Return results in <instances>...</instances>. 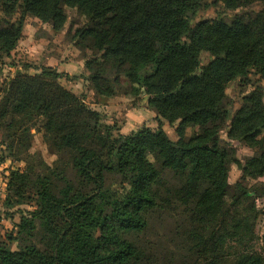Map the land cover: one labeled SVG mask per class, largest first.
Returning a JSON list of instances; mask_svg holds the SVG:
<instances>
[{
	"label": "trees",
	"instance_id": "16d2710c",
	"mask_svg": "<svg viewBox=\"0 0 264 264\" xmlns=\"http://www.w3.org/2000/svg\"><path fill=\"white\" fill-rule=\"evenodd\" d=\"M258 2L264 0H213L212 6L236 12L226 21L221 16L195 20L207 8L205 0H0V63L16 49L26 17L60 31L67 21L65 9H74L85 19L76 32L90 51L84 63L89 88L109 98L124 78L133 95L145 98L156 123L114 135L112 126L100 122V113L59 83L65 75L52 67H40L34 75L16 71L4 81L0 129L11 132L10 156L15 137H23L24 151L30 133L15 117L27 124L42 118L43 136L55 150L71 155L81 187L75 190L61 175L55 193L47 175L32 179L20 169L10 170L5 207L32 198L35 208L20 212L16 232L7 241L0 236V264L143 263L122 234L143 229L148 211L159 204L161 175L150 155L180 179L178 188L166 192L180 205H192L195 228L189 241L194 248L204 243L205 264H223L230 242L243 250L225 264H264V227L257 251L250 247L251 238L240 235L249 214L264 216L255 204L264 195L263 188L257 190L264 178V91L254 87L243 94L236 109L226 93L229 83L247 85L250 75L264 80V5L240 12ZM202 52L211 57L205 65H200ZM164 123L174 128L175 140ZM232 141L254 154L242 162ZM231 157L241 172L233 187L226 166ZM112 174L128 186L122 196L104 187ZM245 180L252 185H244ZM227 198L244 206L246 215L233 214ZM8 241L19 243V249H9Z\"/></svg>",
	"mask_w": 264,
	"mask_h": 264
},
{
	"label": "rangeland",
	"instance_id": "374dc122",
	"mask_svg": "<svg viewBox=\"0 0 264 264\" xmlns=\"http://www.w3.org/2000/svg\"><path fill=\"white\" fill-rule=\"evenodd\" d=\"M205 1L208 5L207 8L200 10L196 14L195 20L221 16L229 21L236 13L224 10L220 5L212 6L211 2L213 0ZM263 5V2H258L240 10V12L257 11ZM65 12L67 21L60 31L50 29L36 18L26 17L22 37L16 49L11 53L10 58H5L0 63V89L2 83L12 78L16 71L34 75L38 73L40 67L48 66L65 75L59 79V83L82 97L89 108L100 113L102 116L100 122L112 126L114 135H119L122 132L128 134L143 125H156L150 117L151 112L146 106L145 98L141 94L140 96L133 95L129 89V84L124 78H121L120 82L122 84L116 89L117 94L109 98L106 97V99L95 94L89 88V84L85 81L87 72L84 63L89 58L90 51L78 42L76 32L77 29L83 26L85 19L78 15L74 9L66 8ZM199 59L200 65H205L211 57L208 52H202ZM65 70L68 71V74L64 72ZM254 87H261L264 91V80L259 81L258 76L250 75L247 85L237 81L228 84L226 93L233 101V109L238 107L240 97L249 93ZM126 90L127 92L124 93ZM15 119L19 126L28 125L30 133L28 147L24 151H21L20 148L23 137L19 140L18 136L15 137L10 156V151L6 147L12 143V139H10L11 132L5 130L4 127L0 129V216L2 217L0 236L4 241H7L5 239L7 235L15 234L16 225L20 221V212L26 211L27 213L35 208L32 198L24 199L21 204L11 209L5 207L6 183L10 170L20 169L31 174L32 179H35L36 175H47L53 182L55 193L62 186L59 178L61 175L70 182L75 190H79L81 187L80 178L71 164V155L64 151L55 150L52 142L43 136L42 118H35L28 124L20 116H16ZM163 128L170 139H176L173 127L164 123ZM192 132L193 129L191 128L186 130L188 136ZM222 137H225L224 133H222ZM234 148L237 149L236 157L241 161L254 154L252 150L244 149L241 145ZM149 160L161 175V180L156 186V189L160 192L158 193L160 196L159 204L148 211L145 217L146 226L143 229L124 233L122 237L131 242L139 251L143 261L141 264H205L204 255L202 254L204 243L202 245L199 243L194 248V245L189 241L191 239L189 233L195 228V224L192 223L189 216V208L192 205L182 206L179 202H176V199L170 198V193L166 192V190L173 191L178 188L181 185L180 179L172 172L163 169L154 155H150ZM226 166L228 169V182L233 187L240 179V171L233 163V157L229 158V161L227 160ZM242 182L247 187L252 185L247 180ZM258 183L257 190L259 193L262 188L264 189V178H261ZM104 187L114 196H122L128 189V186L123 183L122 178L117 174L109 175L105 180ZM233 191L234 193H240L236 189ZM27 194L33 196V192ZM256 199L260 203L259 208L264 209V195ZM226 201L230 205L233 214L246 215L243 211L244 206L232 204L229 198ZM7 213H11L12 217L8 218ZM263 227V215L254 217L253 214H249L240 229L242 239L251 238L250 247L256 251L260 247L257 239L262 235ZM33 242L36 243L38 248H44L38 240ZM249 244H246L247 247H249ZM8 248L18 250L19 243L8 241ZM242 250L243 248L236 243H227L224 249L226 258H223L221 262L223 264L230 263L234 254Z\"/></svg>",
	"mask_w": 264,
	"mask_h": 264
},
{
	"label": "crops",
	"instance_id": "0c3cea01",
	"mask_svg": "<svg viewBox=\"0 0 264 264\" xmlns=\"http://www.w3.org/2000/svg\"><path fill=\"white\" fill-rule=\"evenodd\" d=\"M60 72V71H59ZM65 73H67L68 74V71H64ZM68 83V82H67ZM74 92V91H73ZM85 92V91H84ZM76 93V92H75ZM105 99H106V97H105ZM151 112V115H150V117L152 118V119H154L155 118V114H154V112H152V111H150ZM123 133V132H122ZM123 134H127V133H123ZM232 143V146L233 147H236L237 148V146H240L241 145V143H239L238 141H232L231 142ZM242 146V145H241ZM244 149H248L249 151H251L249 148H247V147H244V146H242ZM237 150V149H236ZM253 152V151H252ZM252 155H250L249 157H251ZM239 159V158H238ZM243 162V161H242ZM240 171V170H239ZM240 176H241V172H240V175H239V178H240ZM260 180V179H259Z\"/></svg>",
	"mask_w": 264,
	"mask_h": 264
},
{
	"label": "built area",
	"instance_id": "2783aa9c",
	"mask_svg": "<svg viewBox=\"0 0 264 264\" xmlns=\"http://www.w3.org/2000/svg\"><path fill=\"white\" fill-rule=\"evenodd\" d=\"M255 204H256V207H257L258 209H262V208H259V207H260V203L258 202L257 199L255 200Z\"/></svg>",
	"mask_w": 264,
	"mask_h": 264
}]
</instances>
